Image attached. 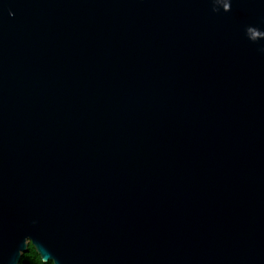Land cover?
<instances>
[{"label":"water","instance_id":"water-1","mask_svg":"<svg viewBox=\"0 0 264 264\" xmlns=\"http://www.w3.org/2000/svg\"><path fill=\"white\" fill-rule=\"evenodd\" d=\"M264 264V0H0V264Z\"/></svg>","mask_w":264,"mask_h":264},{"label":"trees","instance_id":"trees-1","mask_svg":"<svg viewBox=\"0 0 264 264\" xmlns=\"http://www.w3.org/2000/svg\"><path fill=\"white\" fill-rule=\"evenodd\" d=\"M18 264H53L52 261L43 262L34 246L29 243L27 250L21 254Z\"/></svg>","mask_w":264,"mask_h":264}]
</instances>
